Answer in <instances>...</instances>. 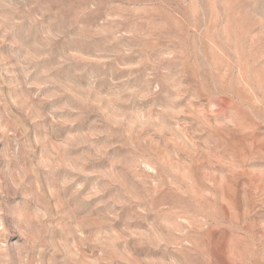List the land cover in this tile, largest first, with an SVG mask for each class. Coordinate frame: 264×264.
I'll return each instance as SVG.
<instances>
[{"label": "clouds", "instance_id": "1", "mask_svg": "<svg viewBox=\"0 0 264 264\" xmlns=\"http://www.w3.org/2000/svg\"><path fill=\"white\" fill-rule=\"evenodd\" d=\"M97 7L43 22L0 0V87L29 123L43 88L72 117L55 144L29 141L25 166L7 157L0 264H264V0H179L162 18L148 10L168 6L112 5L93 29ZM125 16L136 26L119 32ZM90 31L138 43L96 49L100 63L64 79L40 66L50 32L68 45ZM117 57L133 64L123 78L105 70ZM85 113L95 119L74 127Z\"/></svg>", "mask_w": 264, "mask_h": 264}, {"label": "rangeland", "instance_id": "2", "mask_svg": "<svg viewBox=\"0 0 264 264\" xmlns=\"http://www.w3.org/2000/svg\"><path fill=\"white\" fill-rule=\"evenodd\" d=\"M15 2L20 5L19 13L21 15L27 11L37 21L43 22H47L49 16H59L63 19H68L77 11L86 13V7H92L94 4L99 5V7L94 8V14H86L84 17L88 25L94 29L101 20H107L113 14L111 10L112 5L119 6L120 8L132 3H152L168 6L167 9L152 8L148 10V15L155 18H162L171 15V6L178 4L179 0H24L23 4L20 3V0H15ZM42 12H44L43 15L41 14ZM146 25L147 22H142L140 27H145ZM134 26H136L135 21L126 16L121 17L117 21V30L119 32H128ZM50 35L53 39L50 56L47 60L42 61L40 66L51 68L52 75L56 79L67 78L79 64L88 63L90 65H96L100 63L93 55L96 49L105 48L111 51L119 49L121 46L135 45L138 43V40L127 36H123L118 41L112 42L110 37L105 39L94 31H90L79 33L75 41H71L66 45L63 37L57 38L55 32H50ZM158 43V40H154L153 46ZM71 44H75L76 48L69 51L67 55L72 58H78L76 64L64 63L63 54L66 47ZM210 47H213V45H210ZM126 59L131 61L134 57L129 56ZM105 70L115 72L117 78H123L133 70V64L131 62L124 64L121 58L117 57L115 61L107 62ZM32 83L36 85L38 81L33 80ZM16 91L17 94L20 93L19 89ZM29 91L35 93L37 88L34 86L29 90L27 85H25L23 89L24 94L28 95ZM9 92L10 90L6 85L0 87V184L7 183V176L4 170L7 166V157L9 154H14L21 161V166H25L24 161L27 159L26 153L29 141L36 142L41 136H44L50 137L52 143L55 144L56 135L64 134L63 129H59L57 133L52 132L56 121H67L72 118L63 107L66 97L53 96L50 100H44L43 98L45 96L51 94V89L43 88L40 89L39 96L32 95L30 97L29 103L33 106L32 111L38 113L40 118L34 124L29 123L25 120V113L16 104L12 103V97H10ZM92 119H95L94 115L85 113L74 127L87 129ZM17 120L24 122L26 131H22L20 127L16 126ZM67 126L65 124V127ZM221 135L226 140L238 142L240 145L245 142L242 139V136L245 134L233 136L232 134L221 133ZM69 194L71 195V192ZM6 224H10V222L6 220ZM132 251L143 254L144 250L132 249Z\"/></svg>", "mask_w": 264, "mask_h": 264}]
</instances>
